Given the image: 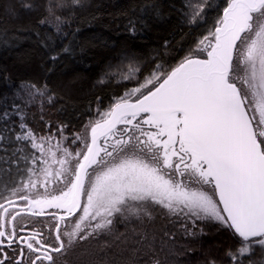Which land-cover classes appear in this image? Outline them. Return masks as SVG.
<instances>
[{
    "label": "snow or ice",
    "instance_id": "6c2138e0",
    "mask_svg": "<svg viewBox=\"0 0 264 264\" xmlns=\"http://www.w3.org/2000/svg\"><path fill=\"white\" fill-rule=\"evenodd\" d=\"M22 6L39 8L34 0ZM84 6L85 0H45L38 24L64 35L73 10ZM206 6L213 4L199 0L186 13L189 24L199 19L206 28L195 47L175 66L157 63L107 109L97 108L96 118L72 133L75 148L64 146L66 125L57 128L59 139L34 132L15 98L9 105L7 95L0 97V119L20 116L14 137L0 134V141L19 142L11 158L0 159L25 165L17 168L24 173L19 177L0 167L7 193L0 194V264H60L74 242L101 236L107 242L86 264H193L188 257L197 251L203 259L196 264H264V0H227L211 26L204 25ZM40 44L49 48L43 38ZM59 54L53 50L49 59ZM139 72L129 62L116 82L135 80ZM16 97L42 110L55 94L46 83L24 81ZM38 183L44 191L33 195ZM49 183L62 186L49 191ZM17 200L26 207L10 213ZM45 209L60 210L47 213L51 243L41 230L25 237L15 224L6 227L19 216H44ZM197 221L215 222L235 238L224 259L192 243L205 234Z\"/></svg>",
    "mask_w": 264,
    "mask_h": 264
},
{
    "label": "trees",
    "instance_id": "16d2710c",
    "mask_svg": "<svg viewBox=\"0 0 264 264\" xmlns=\"http://www.w3.org/2000/svg\"><path fill=\"white\" fill-rule=\"evenodd\" d=\"M34 2L39 8L28 11L22 6L23 0H0V97L7 95L9 105L15 98L25 113V123L34 132H51L59 139L60 133L56 130L66 125L64 135L68 139L64 146L72 148L76 147L71 144L72 133L95 119L97 108L107 109L127 88L137 86L157 63L165 68L175 66L206 34L199 19L196 24L187 22L186 13L194 11L199 0H85L84 7L73 10L69 22L64 25V35H57L51 27L38 24L40 17L45 15V0ZM187 3L191 7L186 6ZM209 3L213 7L204 8V13L208 14L204 25L211 26L227 0H209ZM60 14L69 17L68 11ZM132 26L137 29L135 32L131 31ZM37 32L49 48L41 46ZM4 41L7 43H2ZM65 46L70 49L68 53L60 51ZM53 50L60 53L56 61L49 59ZM129 62L140 69L137 79L116 82L120 73L127 72ZM110 73L116 76L106 75ZM24 81L37 85L46 83L55 94L54 101L44 103L42 110L36 105L25 107L24 100L16 97ZM3 110L0 107V113ZM8 111L12 113L15 109L9 107ZM19 123V115L0 119V134L14 137L19 132ZM18 143L14 139L0 141V157L11 158ZM5 159H0V167H10L14 176L24 175L16 172L18 167H25L22 161L5 163ZM0 194H7L2 184ZM161 222L157 221V227ZM197 225L203 227L205 234L192 243L216 259H224L225 249L236 243L235 238L215 222L197 221ZM113 226L120 232L125 231L123 223ZM175 227L178 229L179 225ZM106 242L101 236L79 245L76 253L72 251L64 257L65 264H86L88 254ZM254 257L260 259L258 253ZM188 258L193 264L203 259L199 251Z\"/></svg>",
    "mask_w": 264,
    "mask_h": 264
},
{
    "label": "flooded vegetation",
    "instance_id": "af4514ba",
    "mask_svg": "<svg viewBox=\"0 0 264 264\" xmlns=\"http://www.w3.org/2000/svg\"><path fill=\"white\" fill-rule=\"evenodd\" d=\"M16 204H17V207L15 209H12V208L9 209L10 213L12 211L20 210L21 208L26 207V202L22 201V200H17ZM0 211H2V210H0ZM49 212H52V211H46L45 212L46 214L44 216H27V215L19 216V217H17L16 222L7 223L6 227L10 229L13 226V224H15V226L18 229L19 234L23 235L25 237L31 236L33 231L41 230L44 233V239L46 241H48L49 243H51L54 241L55 234L54 233L50 234L48 232L47 226L50 225L51 223H53V218L47 214ZM56 213L58 215L60 214L58 212H56ZM78 214H79V212L75 216H77ZM75 216L71 217L70 219H73ZM21 222H23V225ZM21 228H22V230H21ZM61 231H63V227L61 228ZM64 239H65V237H64ZM5 251H8L9 253L11 252L10 249H5ZM57 255H58V259H59L60 254H57ZM64 257L65 256H63V258L60 259V264H65Z\"/></svg>",
    "mask_w": 264,
    "mask_h": 264
},
{
    "label": "rangeland",
    "instance_id": "374dc122",
    "mask_svg": "<svg viewBox=\"0 0 264 264\" xmlns=\"http://www.w3.org/2000/svg\"><path fill=\"white\" fill-rule=\"evenodd\" d=\"M201 58H203V53H200V54H198ZM122 127H124L123 125L120 127V128H122ZM58 155H59V153H58ZM39 167H43V165H39ZM56 167V165H53V168H55ZM51 179V178H50ZM60 186H62V185H58V184H52V183H49V184H47L46 185V187L48 188V190L49 191H53L55 188H57V187H60ZM44 185H42V184H37L36 185V188H34V189H30V191H31V193L33 194V195H35L37 192H39V193H43V191H44ZM210 187V186H209ZM46 211H52V212H58V213H60V210H57V209H45V212ZM80 215V213L77 215V216H79ZM76 219V216L72 219V220H75ZM65 239H67V237H65ZM92 240H94L92 237H89L88 239H86V240H82V241H79V242H74L73 243V245H72V249L69 251V252H72L73 251V253H76L75 252V249H76V247H78L79 245H81V244H85V243H90V242H92ZM69 252L67 253V255L69 254ZM67 255H65V257H67ZM257 256V255H256ZM258 256H259V254H258ZM67 259V258H66ZM253 259H255V257L253 258ZM256 259H258V258H256ZM66 264H68L67 262H66Z\"/></svg>",
    "mask_w": 264,
    "mask_h": 264
},
{
    "label": "water",
    "instance_id": "95a60500",
    "mask_svg": "<svg viewBox=\"0 0 264 264\" xmlns=\"http://www.w3.org/2000/svg\"><path fill=\"white\" fill-rule=\"evenodd\" d=\"M121 126H122V125H118V127H121ZM77 213H78V212H77ZM77 213H76V214H77ZM76 214H75V215H76Z\"/></svg>",
    "mask_w": 264,
    "mask_h": 264
}]
</instances>
